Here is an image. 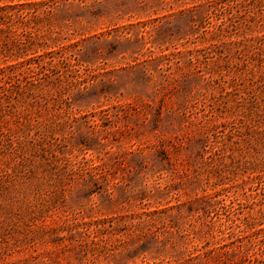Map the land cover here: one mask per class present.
Here are the masks:
<instances>
[{
  "label": "rangeland",
  "instance_id": "obj_1",
  "mask_svg": "<svg viewBox=\"0 0 264 264\" xmlns=\"http://www.w3.org/2000/svg\"><path fill=\"white\" fill-rule=\"evenodd\" d=\"M219 2L0 0V264H264V9Z\"/></svg>",
  "mask_w": 264,
  "mask_h": 264
},
{
  "label": "trees",
  "instance_id": "obj_2",
  "mask_svg": "<svg viewBox=\"0 0 264 264\" xmlns=\"http://www.w3.org/2000/svg\"><path fill=\"white\" fill-rule=\"evenodd\" d=\"M231 3L223 4L222 2L216 3L213 8L210 9L209 12H207L204 16V20L209 23V19L214 16L218 17L219 15H224L225 13L229 14L231 12V9L239 10L240 8H251L253 6L259 5L261 10L264 9V0H230ZM257 4V5H256ZM259 18L262 19L264 17V13L260 11ZM251 19H255V15H251ZM250 20V19H249ZM238 23H242V21H239ZM238 23L233 22L229 24L232 27V30L235 29L238 26ZM224 23L220 22L216 25L215 28L218 30L222 29V25ZM199 61V58H197Z\"/></svg>",
  "mask_w": 264,
  "mask_h": 264
}]
</instances>
